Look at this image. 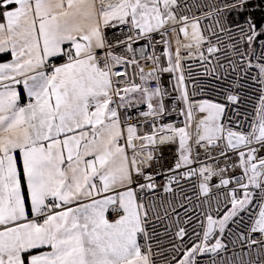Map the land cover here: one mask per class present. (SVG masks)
Here are the masks:
<instances>
[{"label": "snow or ice", "instance_id": "1", "mask_svg": "<svg viewBox=\"0 0 264 264\" xmlns=\"http://www.w3.org/2000/svg\"><path fill=\"white\" fill-rule=\"evenodd\" d=\"M0 264H264V0H0Z\"/></svg>", "mask_w": 264, "mask_h": 264}, {"label": "built area", "instance_id": "2", "mask_svg": "<svg viewBox=\"0 0 264 264\" xmlns=\"http://www.w3.org/2000/svg\"><path fill=\"white\" fill-rule=\"evenodd\" d=\"M255 103V100L248 101L246 100L245 104L241 108V112L243 113L244 111L250 112L252 110V105ZM165 156L167 159L172 158V150L166 149L165 150Z\"/></svg>", "mask_w": 264, "mask_h": 264}]
</instances>
